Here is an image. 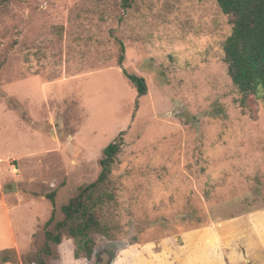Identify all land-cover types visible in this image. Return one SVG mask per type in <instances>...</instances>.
<instances>
[{
	"label": "rangeland",
	"instance_id": "374dc122",
	"mask_svg": "<svg viewBox=\"0 0 264 264\" xmlns=\"http://www.w3.org/2000/svg\"><path fill=\"white\" fill-rule=\"evenodd\" d=\"M230 33L216 0H135L127 11L121 0L0 3V175L24 192L25 264L54 207L48 194L59 213L120 135L109 236L95 235L92 264H190L211 229L231 218L244 228L264 209V101L243 112L224 60ZM123 69L145 77L146 94Z\"/></svg>",
	"mask_w": 264,
	"mask_h": 264
},
{
	"label": "trees",
	"instance_id": "16d2710c",
	"mask_svg": "<svg viewBox=\"0 0 264 264\" xmlns=\"http://www.w3.org/2000/svg\"><path fill=\"white\" fill-rule=\"evenodd\" d=\"M11 0H0L5 3ZM135 0H121L123 11L132 7ZM228 17L231 33L224 45V60L228 73L240 95L239 101L245 113L253 112V100L264 101V0H216ZM119 63L124 60V44ZM125 75L140 94L147 93L143 76ZM123 144L122 135L105 146L99 160L98 177L79 187L78 191L60 206L55 207L54 193L48 194L54 207L51 216L41 230L34 233L38 250L27 264H92L95 253V235L109 236L103 222L104 207L113 199L109 191V174L116 154ZM5 262L25 264L15 252L4 256Z\"/></svg>",
	"mask_w": 264,
	"mask_h": 264
},
{
	"label": "crops",
	"instance_id": "0c3cea01",
	"mask_svg": "<svg viewBox=\"0 0 264 264\" xmlns=\"http://www.w3.org/2000/svg\"><path fill=\"white\" fill-rule=\"evenodd\" d=\"M2 163L6 162L2 160L0 164ZM12 182L10 180L7 184V179L0 175V264H16L2 262L8 250L15 251L19 257L22 255L15 224V210L25 199L18 183V192L4 191L11 187ZM246 218L247 225L244 228L239 227L240 224H233L236 218H231L226 221L228 226L223 223L224 225L211 229L207 257L204 252H199L200 244H197V248H194L185 260L190 264H243V260L248 264H264V209L248 213ZM246 231L249 232V237Z\"/></svg>",
	"mask_w": 264,
	"mask_h": 264
},
{
	"label": "water",
	"instance_id": "95a60500",
	"mask_svg": "<svg viewBox=\"0 0 264 264\" xmlns=\"http://www.w3.org/2000/svg\"><path fill=\"white\" fill-rule=\"evenodd\" d=\"M4 191H6V192H14V191H17V184H16V182H12L11 183V187L8 188V189H4Z\"/></svg>",
	"mask_w": 264,
	"mask_h": 264
}]
</instances>
